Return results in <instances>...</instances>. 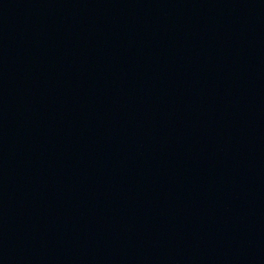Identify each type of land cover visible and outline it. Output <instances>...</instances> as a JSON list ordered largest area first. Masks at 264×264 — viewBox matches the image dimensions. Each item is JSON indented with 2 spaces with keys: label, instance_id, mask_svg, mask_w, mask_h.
Returning <instances> with one entry per match:
<instances>
[{
  "label": "water",
  "instance_id": "water-1",
  "mask_svg": "<svg viewBox=\"0 0 264 264\" xmlns=\"http://www.w3.org/2000/svg\"><path fill=\"white\" fill-rule=\"evenodd\" d=\"M0 264H264V0H0Z\"/></svg>",
  "mask_w": 264,
  "mask_h": 264
}]
</instances>
